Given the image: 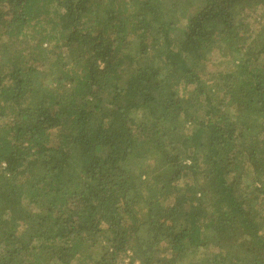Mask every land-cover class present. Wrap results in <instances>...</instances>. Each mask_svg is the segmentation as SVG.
<instances>
[{"label": "trees", "instance_id": "obj_1", "mask_svg": "<svg viewBox=\"0 0 264 264\" xmlns=\"http://www.w3.org/2000/svg\"><path fill=\"white\" fill-rule=\"evenodd\" d=\"M0 264H264V0H0Z\"/></svg>", "mask_w": 264, "mask_h": 264}]
</instances>
